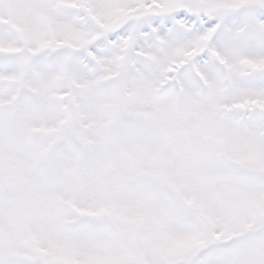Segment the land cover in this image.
I'll use <instances>...</instances> for the list:
<instances>
[{"label": "snow or ice", "instance_id": "1", "mask_svg": "<svg viewBox=\"0 0 264 264\" xmlns=\"http://www.w3.org/2000/svg\"><path fill=\"white\" fill-rule=\"evenodd\" d=\"M0 264H264V0H0Z\"/></svg>", "mask_w": 264, "mask_h": 264}]
</instances>
